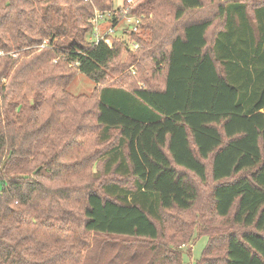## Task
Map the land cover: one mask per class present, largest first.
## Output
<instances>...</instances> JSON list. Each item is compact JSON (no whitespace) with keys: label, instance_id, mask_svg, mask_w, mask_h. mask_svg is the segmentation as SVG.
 <instances>
[{"label":"trees","instance_id":"16d2710c","mask_svg":"<svg viewBox=\"0 0 264 264\" xmlns=\"http://www.w3.org/2000/svg\"><path fill=\"white\" fill-rule=\"evenodd\" d=\"M250 1L135 0L149 39L132 51L86 40L112 0H0V264H184L194 179L232 226L202 232L194 264H264V0ZM128 67L143 87L107 84ZM76 74L93 102L68 92ZM94 164L128 182L91 181Z\"/></svg>","mask_w":264,"mask_h":264},{"label":"rangeland","instance_id":"374dc122","mask_svg":"<svg viewBox=\"0 0 264 264\" xmlns=\"http://www.w3.org/2000/svg\"><path fill=\"white\" fill-rule=\"evenodd\" d=\"M113 4H114V8L113 9H118L121 4H122V0H112ZM260 0H251L249 5H255V4H259ZM216 4H206L205 7L203 8L202 11L195 12V13H189L190 15L188 16L190 19H196V18H204L206 16H213V14L216 12ZM161 14V13H160ZM162 15V14H161ZM165 16V14H163ZM168 15V13L166 14V16ZM200 15V17H199ZM162 16V17H164ZM187 17V18H188ZM169 16H167V18L165 20H168ZM174 26L172 28H168L167 30L173 29L175 27L177 28H181L182 23L180 22V24L177 22H173ZM172 24V23H171ZM101 27L104 29L105 25L102 24ZM170 27V26H169ZM130 26H128L125 22L120 23L116 28H115V36L117 39L119 40H125L127 42V38L123 36L124 30H129ZM145 32V31H144ZM140 33V35L142 34V38L144 37V40H148L149 39V34L148 33ZM166 32V31H164ZM94 33V31H93ZM93 33L89 34V36L86 38V40L88 42H93L95 40V36L93 35ZM128 33V32H127ZM138 59V58H137ZM129 60V56L126 55L124 52H121V62L122 63H127ZM56 61V60H55ZM55 61L53 63H55ZM131 67L125 68L124 73L122 72L121 74L118 75H114V76H110L111 78L107 79V84H111L114 83L116 81H120L119 79L122 76H126L127 74L131 73L130 70ZM122 75V76H121ZM131 75H133L134 82L136 84V86L138 87H143L142 83L140 82V80L138 79V76H134V74L131 73ZM148 76V75H147ZM157 79V78H156ZM122 82V81H121ZM122 84V83H121ZM95 88H98V86H96L91 80H89L88 78L84 77L81 74H76L72 80V82L70 83L69 87L67 88L68 92L72 95V96H85L87 98L88 101L93 102L94 101V96H95ZM97 169L95 164L93 165L92 170L88 169V172H91V174L89 175L90 180L91 181H95L94 178H99L101 180L104 181H108L110 180H121L122 184L124 185L126 184L128 181L125 177L119 178L117 176H112L111 174H104L103 171L99 168V172L97 173ZM97 173V174H96ZM72 182H78V180H74ZM195 184L197 185V188H199V199L196 203V205L192 208V211L190 213H181L180 216H177L180 218V223L184 222L186 223V225L192 229V233H193V237L190 239L189 242L185 243V245H182V252L183 254H185V256L183 257V261L184 264H194V262L196 260H198L200 258V255L202 253V251L205 249L206 245H207V239L204 237L198 238L202 232H204L205 230H230L232 229L231 224L229 223L228 219H214L213 216H211V214L209 213V203L210 200L208 198V194H209V190L212 187V184L210 182L207 183H199L198 181H196L194 179ZM58 185L62 186V187H68L69 183H65L63 181H61V183H58ZM74 185H71L70 188H74ZM75 206H70V208H73ZM169 214H172V216L177 215L178 213L175 212H171ZM59 216V215H56ZM176 216L174 218H177ZM233 229H237V228H233ZM108 239H110L111 241L117 242V241H121L123 240V238H119V237H114V236H110L108 237Z\"/></svg>","mask_w":264,"mask_h":264},{"label":"built area","instance_id":"2783aa9c","mask_svg":"<svg viewBox=\"0 0 264 264\" xmlns=\"http://www.w3.org/2000/svg\"><path fill=\"white\" fill-rule=\"evenodd\" d=\"M135 3V0H126V7L122 6L118 9H114L112 13L102 14L98 11L94 12V17L91 19L90 24L93 27V35L95 36L94 44L99 42H104L107 46H112L113 39H117L115 34V28L122 22H125L130 26L129 30H124L123 36L127 38L125 40H120L125 42L126 46L129 47L128 50H136L139 48V44L131 40V35L139 34V24L141 23V18L138 16L130 15L129 10L131 6ZM105 24V28L101 27ZM128 32V33H127ZM119 40V39H118Z\"/></svg>","mask_w":264,"mask_h":264},{"label":"crops","instance_id":"0c3cea01","mask_svg":"<svg viewBox=\"0 0 264 264\" xmlns=\"http://www.w3.org/2000/svg\"><path fill=\"white\" fill-rule=\"evenodd\" d=\"M105 25V24H104Z\"/></svg>","mask_w":264,"mask_h":264}]
</instances>
